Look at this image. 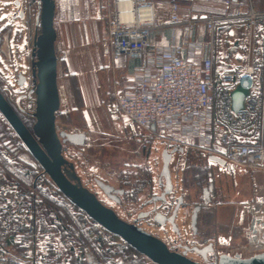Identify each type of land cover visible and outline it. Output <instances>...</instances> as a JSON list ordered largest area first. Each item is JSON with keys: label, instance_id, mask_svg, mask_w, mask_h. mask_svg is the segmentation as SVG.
I'll use <instances>...</instances> for the list:
<instances>
[{"label": "built area", "instance_id": "2783aa9c", "mask_svg": "<svg viewBox=\"0 0 264 264\" xmlns=\"http://www.w3.org/2000/svg\"><path fill=\"white\" fill-rule=\"evenodd\" d=\"M165 1L170 10L168 18L160 16L156 0H111L108 40L105 43L108 73L114 74L112 59L122 56L137 58L147 51L152 53V57L143 62L141 80L134 87L119 92L114 84L111 86L117 112L126 120L132 136L138 131L156 135L169 152L189 146L220 157L252 177L264 175V123L259 124L260 115H264V86L256 78L259 65H249L243 72H224L222 77H218L214 73L213 60L199 58L202 43L190 41L193 33L202 26L213 30L222 20L247 19L255 36L259 28L264 31V12L248 6L243 12L233 13L229 9L236 0H225V16L219 17L194 13V7L206 0ZM169 28L172 29L173 42L167 46H152L153 33ZM177 29L186 37L182 44L175 41ZM31 53L32 48L28 55ZM9 71L11 77H6L1 71L0 75L5 76L10 93L18 94L21 90L19 69L10 65ZM238 86L248 90L250 97L246 111L235 114L231 110L230 93ZM0 118L4 119L1 113ZM248 128L250 131L247 132ZM23 151L17 152L10 139L0 138V158L6 164L19 168L30 183L27 191L30 207L12 214L22 225L35 221V208L43 201L44 192L52 197L59 196V201L65 198L38 162H27L22 157ZM7 180L5 169L0 167V196L10 194L20 203L21 186ZM260 188L255 183V199L259 198ZM159 195V192L154 193V196ZM175 203H159L157 210L170 216ZM83 215L89 226L98 228L110 244H116L110 233L85 213ZM34 239L36 247L27 251V257L34 263L47 261L52 246L59 245L52 240L51 231L37 232ZM15 241L25 244L21 237ZM236 255L247 258L240 251L231 253V256ZM82 262L107 264L91 247L83 251ZM0 264H19V261L1 252Z\"/></svg>", "mask_w": 264, "mask_h": 264}, {"label": "crops", "instance_id": "0c3cea01", "mask_svg": "<svg viewBox=\"0 0 264 264\" xmlns=\"http://www.w3.org/2000/svg\"><path fill=\"white\" fill-rule=\"evenodd\" d=\"M156 2L162 12L165 8L163 3L166 1L156 0ZM55 4L57 84L60 96V110L57 114L56 123L58 125L61 117L65 119L61 123L65 127L74 129L75 133L83 135L84 145H86L91 137L106 133L111 135V132L115 131V118L118 117L119 113L115 108L114 93L111 91V86L114 84L119 92L134 87L141 80L143 62L151 58L152 53L147 51L142 57L122 56L112 59L114 74L110 75L105 66V43L108 40V14L111 10V0H55ZM167 6L169 8L168 4ZM248 6H252L258 12H264V0H236L229 10L233 13H239L245 11V7ZM194 13L223 17L226 13L225 0H206L194 7ZM169 15L170 10L167 18ZM184 39H186L185 35L177 29L176 43L182 44ZM190 41L202 43L203 49L199 53V58H211L213 60L216 76L222 77L224 72L229 71L243 72L247 66L256 63L259 65L256 70V78L259 80V84L264 86V31L259 28L254 36L247 19L222 20L215 25L213 30H208L202 26L193 33ZM172 42V29L170 28L156 30L153 33L152 46H167ZM11 43V36H9L6 47L4 44L0 48L2 55L3 53L7 56L14 54ZM10 61L16 67L21 64L14 59V55ZM23 67L22 62V67H18L20 68L18 77L23 74L27 78L26 86L31 83L32 73H30L29 64L28 75L23 72ZM22 89L24 90V88ZM262 123H264L263 114L260 115L259 120V124ZM248 131H250L249 128ZM191 149L205 153L192 147ZM186 152L189 153V151ZM186 152L182 149L176 154H186ZM174 154L172 161L175 158ZM210 156L215 155L207 154L208 163ZM22 157L27 162L35 161L27 150L22 152ZM220 159L227 162L222 158ZM227 163L228 166H222L210 162L212 165L210 168L226 171V175L237 186L239 180H242L244 187L243 191L238 193L239 196L241 193L247 192L250 198H245V200H251L255 183H258L264 190L263 174L252 177L241 168ZM0 167L4 168V165L0 163ZM208 174L213 176L214 173L209 171ZM7 181L12 182L9 176ZM210 185H213L214 195L208 203L203 201L204 206L211 204L212 200L218 197V191L213 183L209 184L207 188ZM29 187L30 183L25 188L21 187L20 203L10 194L0 196V253L4 252L7 256L16 258L19 264H80L83 254L82 248L79 246L81 243L71 231L65 229L57 211L45 210L43 201L36 205L34 222L30 221L22 225L17 218L12 217L16 211H23L30 207L27 195ZM44 195L53 199L57 204L65 203V198L59 201V196L52 197L47 192H44ZM178 197L172 195L169 201L176 202ZM200 205L205 208L202 204ZM70 209L72 210L71 206ZM185 209L186 206L180 212ZM73 211L75 214L77 213L75 210ZM92 228L86 220V229L90 231ZM95 230L100 232L98 228L94 227ZM43 231H51L52 240L59 245L52 246L47 261L34 263L27 257V251L36 247L34 234ZM101 236L105 239L102 234ZM18 237H21L25 244H18L15 241ZM116 244L126 246L122 240H116Z\"/></svg>", "mask_w": 264, "mask_h": 264}, {"label": "rangeland", "instance_id": "374dc122", "mask_svg": "<svg viewBox=\"0 0 264 264\" xmlns=\"http://www.w3.org/2000/svg\"><path fill=\"white\" fill-rule=\"evenodd\" d=\"M20 1V5H16L17 0H0V48L4 44L6 47L7 38L11 36L14 59L18 63L21 62V65L23 62V72L28 75V64L30 70L32 62L31 55H28L29 50L32 48L34 36L40 33V26L35 24L37 15L39 17L40 14V3L39 0ZM163 4L165 8L163 7L164 10L159 14L162 18H167L169 8L166 2ZM21 10L25 12L23 19L19 18ZM13 55H2L0 51V71L6 77H11L9 68L13 65L10 61ZM19 66L17 69H20ZM3 74L0 75V84L7 90V94L13 100L19 101L27 110V114H33L36 105L35 95H29L31 84L21 87L18 94H11ZM16 87L15 85L13 88ZM29 100L31 107H27ZM115 121V131L111 132V135L106 133L91 137L83 146H64V157L69 165L73 166V172L80 178L82 185L94 193L103 204L113 209L123 221L144 229L165 242L170 249L185 253L196 262L204 263L200 255L192 249L203 248L209 244H212L214 251L209 255L206 264H215L220 255L236 254L238 251L247 258L264 253V190L260 188L259 198L255 199L257 196L253 187V198L245 200L250 198L247 192L238 195L243 191L242 180H239L238 186L235 185L226 175V171L210 168L212 165L208 163L207 154L194 151L189 146L181 147L184 152L189 153H175L170 165L174 185L172 195L176 198L179 195L185 197L186 209L179 213L176 222L179 232L173 231L170 225L159 226L152 217L141 219L139 216L142 213L150 212L154 208V193L161 194L163 191L159 180L163 166L162 151L165 147L160 138L148 132L138 131L137 135L132 136L121 114ZM57 128L58 132H76L65 127L61 120L58 121ZM225 163V166H228V163ZM69 165L66 166L68 170ZM209 171L214 173L213 176H209ZM96 179L115 189H124L121 203L109 199L96 184ZM211 183L218 191V197L213 199L211 204L204 206L202 192ZM210 195H214L213 190ZM200 204L205 208L199 213L197 235H194L191 229V215L195 205ZM113 250L114 254L109 255L108 260L99 252L96 254L98 253L97 256L107 264H154L143 255L142 259H139L131 253H124V246L120 244H116ZM136 261L140 262L135 263Z\"/></svg>", "mask_w": 264, "mask_h": 264}, {"label": "water", "instance_id": "95a60500", "mask_svg": "<svg viewBox=\"0 0 264 264\" xmlns=\"http://www.w3.org/2000/svg\"><path fill=\"white\" fill-rule=\"evenodd\" d=\"M17 0L16 5H20ZM40 14L38 21L40 33L33 38L32 44V88L29 95H35V112L32 114L35 122L32 128H28L19 114L0 91V113L14 131L16 136L25 146L27 151L38 162L57 189L73 205L83 211L93 221L100 225L106 232L120 238L124 243L133 248L139 254L147 257L154 264H206L214 251L212 244L203 248L194 247L192 250L200 255L204 263L196 262L187 257L185 253H178L168 247L161 239L153 236L142 228L123 221L113 209L103 204L98 197L85 188L80 178L73 172V166L69 165L64 157V146H83L84 136L78 133L58 132L57 114L60 110V96L58 91V57L56 54L57 33L54 27L55 0H39ZM25 12L21 10L19 18L23 19ZM27 78L21 74L18 77L20 87H24ZM250 92L241 86L236 87L230 93L231 110L235 114L243 113L247 108ZM155 130V126L152 127ZM177 150L162 153V172L159 184L163 191L159 196L152 198L154 208L152 211L142 213L139 217H152L159 226L170 225L172 230L179 232L177 219L180 210L186 205L183 197H178L170 216H165L157 210V204H165L168 197L173 194L174 185L170 172L173 154ZM213 164L225 166V162L217 156H210ZM69 165L70 169H66ZM96 184L103 193L112 201L121 203L124 189H115L113 186L96 179ZM213 185L203 191V201L211 199L210 192ZM201 205H196L192 210L191 229L197 234V221ZM215 264H264V253L249 258L239 255H220Z\"/></svg>", "mask_w": 264, "mask_h": 264}, {"label": "trees", "instance_id": "16d2710c", "mask_svg": "<svg viewBox=\"0 0 264 264\" xmlns=\"http://www.w3.org/2000/svg\"><path fill=\"white\" fill-rule=\"evenodd\" d=\"M36 19L37 20H36L35 24L37 26H40L39 21H38V15H37ZM0 91L7 98L9 103L16 110V112L19 114V116L21 117L23 122L26 124V126L31 129L33 126V123H34V119L32 118V113L27 114V110L24 109V107L19 103V101L13 100L12 97L7 94V92H6L7 90L5 88H3L1 84H0ZM30 100L28 102L27 107H31ZM61 121L64 122L65 119H63L61 117ZM0 138L1 139H10L13 142V144L15 145L17 152L23 151L25 149L22 142L16 136V134L11 129V127L8 125V123L4 119H1V118H0ZM0 163H2L4 165L5 171H6L7 175L9 176V178L12 182H17L21 187H24V188L29 186V180L26 177V175L21 173L15 166H11V165L6 164L1 158H0ZM131 195H133V194H131ZM184 201H185V197H184ZM43 203L45 204V210L46 211H48L50 209V210H54V211L58 212V216L60 217V220L62 221L65 229H68L69 232L71 231L75 235V237H77V240L81 243L80 245L78 243V245L82 248V250H81L82 252L86 248L91 247L95 252H99V254L107 260L109 259L108 258L109 255L114 254L113 248H115L116 244H114V243L110 244L107 240H105L101 236V233L98 230L94 231V228H92V230L88 231L86 229V220H85V217L83 215L84 214L83 211H81L75 205H73L67 198H65V203L57 204L55 201H53V199L44 195L43 196ZM70 206L72 207V210L70 209ZM73 210H75L77 213L75 214ZM202 210H203V208H202ZM202 210H200L199 213ZM198 217H199V214H198ZM197 223H198V221H197ZM112 236L115 240L121 241L120 238H118L114 235H112ZM67 239H69V238H67ZM115 253H117V252L115 251ZM124 253H126V254L131 253V255L138 256L139 259H142V255L139 254L137 251H135L130 246H128L127 244L124 247ZM138 262H140V261H136L135 263H138ZM74 264H76V263H74ZM80 264H83V262L81 261ZM109 264H111V263H109ZM112 264H114V263H112Z\"/></svg>", "mask_w": 264, "mask_h": 264}, {"label": "flooded vegetation", "instance_id": "af4514ba", "mask_svg": "<svg viewBox=\"0 0 264 264\" xmlns=\"http://www.w3.org/2000/svg\"><path fill=\"white\" fill-rule=\"evenodd\" d=\"M203 193V192H202ZM184 199V198H183Z\"/></svg>", "mask_w": 264, "mask_h": 264}, {"label": "bare ground", "instance_id": "6f19581e", "mask_svg": "<svg viewBox=\"0 0 264 264\" xmlns=\"http://www.w3.org/2000/svg\"><path fill=\"white\" fill-rule=\"evenodd\" d=\"M254 213V212H253Z\"/></svg>", "mask_w": 264, "mask_h": 264}]
</instances>
